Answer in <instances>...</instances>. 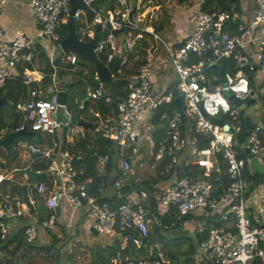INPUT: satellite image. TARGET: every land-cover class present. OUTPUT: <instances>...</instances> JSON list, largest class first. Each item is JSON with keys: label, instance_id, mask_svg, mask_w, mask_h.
Here are the masks:
<instances>
[{"label": "built area", "instance_id": "obj_1", "mask_svg": "<svg viewBox=\"0 0 264 264\" xmlns=\"http://www.w3.org/2000/svg\"><path fill=\"white\" fill-rule=\"evenodd\" d=\"M82 1L91 10L92 20L86 29L80 23L83 14L88 12L81 8L74 11L72 20L78 38L90 40L99 25L106 32L93 47L97 58L107 65L119 54L113 78L122 76L124 69L133 70L128 75L126 98L106 113L94 129V132L105 131L113 140L120 171V175L113 178V185L118 189L124 185L125 175L130 170L128 158L137 154L138 142L144 139L142 127L151 124L153 132L156 124L152 120L156 118L157 124H163L167 130V139L160 147L167 154L162 173L165 179L170 174L173 177L165 181L155 200L154 209L158 214H153L155 224L162 227L160 216L198 219V223L192 224L193 237L202 238L198 242L196 264H264V180L255 183L248 179L255 174L264 176L261 163L264 139L259 126L262 121L253 119L247 112L248 105L241 114L238 104L229 99L233 95L234 99L246 103L253 90L250 78L255 74L264 77V0H254L249 17L237 12L204 10L206 0H196L189 15L192 33L176 44L161 39L154 27L147 24L150 5L114 0L113 8L106 9L93 6L94 0ZM27 5L37 37L51 43L47 57L52 71L46 73L42 68L27 67L33 61L35 41L22 33L7 39L0 26V89L19 77L27 93L17 100L7 101L16 114L17 125L13 130L38 131V136L44 132L52 141L47 147H41L42 143L26 144L28 153L43 162L35 171L42 173L43 179L31 185L28 202L34 207L38 198L44 197L50 214L38 225L29 224L24 229L23 240L32 244L38 229H53L54 212L62 202L74 209L88 208L92 216L91 230L117 240L121 253L128 244L139 247L150 234V204L145 203L144 197H127L126 202L115 204L89 196L87 183L78 179L75 167V161L82 156L62 149L55 140L62 132L64 142L72 148L82 131L74 124L62 126L55 118L59 93H68L66 84H61L57 76V68L62 66L72 74H83V69L77 65L79 56L65 53L61 48L60 31L68 22L69 0H27ZM79 31L85 36L84 40ZM145 38L160 40L170 60L174 81L172 78L171 86L162 92H155L153 88L152 79L158 73L155 72L158 66L153 63L155 49L142 42ZM222 59L224 78L220 81L217 67ZM46 77L49 81L44 84ZM92 79L93 84L86 88L84 99H104L109 105L107 87L96 71ZM263 91L264 88L257 93L254 91L255 102ZM174 96L182 109L175 108L168 113L162 107L170 105ZM77 106L81 110L83 103ZM245 115L252 120L246 143L240 140L245 131ZM219 118L223 123L215 120ZM8 130L2 128L0 138ZM252 159L261 164V173H257ZM107 160V154L97 157V172L105 170ZM4 179L5 175L0 172V182ZM25 211L29 213L30 208L22 199L0 201V220L17 219ZM0 230L2 234L7 232L2 226ZM158 259L162 261V255ZM114 264L133 263L118 259Z\"/></svg>", "mask_w": 264, "mask_h": 264}, {"label": "crops", "instance_id": "obj_2", "mask_svg": "<svg viewBox=\"0 0 264 264\" xmlns=\"http://www.w3.org/2000/svg\"><path fill=\"white\" fill-rule=\"evenodd\" d=\"M148 1L149 0H147L146 5H149ZM195 1L189 2L188 0H177V3L179 6H181V8L177 10L175 14L173 13L174 15L173 16V26L175 27V29L173 32L168 33L169 37L173 36V41H171L170 43L176 44L179 41L184 40L186 37H188L192 33L193 25L189 21V15H190V11ZM132 2L134 5H139L140 0H133ZM234 2L235 3L233 4V6H235L237 9L235 12L241 15H244L246 17L250 16V14L252 13V9L254 7V0H234ZM187 4H188V8L186 9L185 5ZM97 5L101 7L102 6L105 7L106 5H108V3L104 2V0H100V2H98ZM150 6L152 7V9L155 8V10L154 11L150 10L148 12L149 19L147 20V24H151L154 27L156 33L158 34V31H160L163 28L162 26L163 15L161 11L162 12L166 11L168 14V9H167L166 4H162V3L161 4L156 3ZM173 7H174V3H173ZM150 16H151V19H150ZM155 25H159L161 26V28L157 30L155 28ZM0 26L3 27L5 31V36L7 39H12L18 33H22V34H25L30 39L32 37L34 41L36 42L35 44H37L41 40L40 38L37 39L36 28L32 21V15L28 8L27 0H5L4 3H1V0H0ZM155 62L156 64L158 63L157 61ZM32 68H39V66L33 65ZM60 69H62L63 71H66V70H64L62 66L58 67L56 70L57 76L61 84H68L73 79L74 74L71 73L73 75L72 76L68 72H65V74L63 75L61 72L62 70ZM157 71L158 73H155L152 79L153 88L155 92H162L171 86V83H172L171 81H172V78L174 81V76L171 70H168V73L163 72L159 69L156 70L155 72ZM8 84H9V88L12 90L13 83L10 81ZM107 91H108V88H107ZM24 93L25 94L27 93V87L24 89L23 94ZM84 100L81 102L83 103V106H84ZM86 101L87 100H85V102ZM0 116L2 117L1 110H0ZM78 119H83L89 122L87 119L82 118L80 115H78ZM74 125L76 124L74 123ZM5 127H7L8 129H11V127H8V126H0V130ZM81 132L75 139V143L79 140L80 136L86 133L83 130V128ZM39 137L40 136H38V138ZM40 143H42L41 147H47L51 142L47 144V143H44V140H42L41 142L39 141V143L37 144H40ZM75 143L74 145L76 146ZM74 153L80 155L79 150ZM15 154H17V149L14 153V156L13 155L10 156L9 154H7L5 149H3L0 146V172L5 175V179L0 182V201L2 200L12 201L18 198L22 199L23 193H22L21 187L23 186L26 187L27 192H29L31 185H33V183H35L39 179V178L37 179L28 178L27 171L35 172L36 169H39L43 166V162H41L37 156L31 155V154H30L31 155L30 157L23 155L22 159L19 161L17 158L20 155L16 157ZM79 168H80V170L78 171L79 174H82L83 172L85 173L86 172L85 162H81L79 164ZM81 180L86 181V183L89 185L91 183L92 178L89 176L88 173H85L84 177ZM103 181L104 180H102L98 184V188L96 190V192H98L99 194L101 193L102 188L105 187L106 185ZM106 183L109 184V182H106ZM109 186H114V185L110 183ZM114 195H117V197H120L121 193L118 190H116L111 195V197H109L108 199L110 200V198H112V196ZM98 196L100 198H105V197H101V195H98ZM38 205L45 206L43 215H40L37 212ZM32 208L33 210H30L31 213H28L27 211L23 212L22 215H24L25 217H18L17 219L0 220V229L2 226V228H4L7 231L6 233L2 234V236H4L7 240H10L15 236V234L18 232L19 229H21L22 227L26 228L29 224L38 225L42 220H45L48 217V213L50 212V210L46 206L44 197L42 198L39 197L38 203ZM67 209L74 210V213L68 214ZM54 214L56 215V223L54 227L59 226V229L54 235L55 237L63 240V242L67 241L60 251V252H62V250L66 251L64 255L65 259L64 261H60L61 262L60 264H114L116 261H118V259L121 260L122 256H125V259L123 261L131 262L133 264H136V263L138 264L139 262H144V261H149V260H143L140 258H135V259L130 258L128 255L129 246H133L132 248L138 249L139 251H141V253H142V250L144 249V250H147L148 253L151 254L155 250L157 245L161 249V252H159L158 255H156L157 264H160V260L158 259L159 255H162L163 257V260L161 262H169V264H176L177 263L176 256H180L182 254L173 253L174 260L172 261V258L169 257L170 253L167 251V246L168 245H172V246L179 245L181 242H178L177 240H179L180 238H184L185 240H187L186 238H191V239L195 238L193 237L192 224H191L188 226L190 230L189 229L182 230L184 234L183 232H179V233L176 232L175 235H169V238H168L169 240L165 241L164 235L161 232L162 230L159 231L156 228L157 225L154 222V217H153L154 215H152V218L149 216V219H148L149 227H150L149 237L145 239L139 247L136 245L128 244L126 250L123 251L124 253L123 252L121 253L118 246L115 245L114 243L115 241L117 242V240L113 238H109L104 235L97 234L96 232H93V231L90 232L87 229V227L88 226L90 227L91 225L92 216H91V212L89 211V209L86 208L85 206L74 209V208L66 206L64 203L61 202L59 204L57 212L55 211ZM174 219L176 218L170 217V222L172 223V225H173ZM82 221H84V224H83L84 231L80 232V224ZM42 230L44 229H38L37 237L41 234ZM83 234L86 236V238H90V239L85 240V237ZM158 240L161 243H156V241ZM35 243H37V241ZM35 243L27 244V245L25 244L23 249L16 252L15 256L12 257L13 258L12 263L13 264H28L27 261H25L24 259L27 260V257L29 256L30 251L35 252L34 250H30V248H32V246ZM69 243H72L73 245L67 249ZM13 246H14V242L10 243L7 248L11 250ZM188 248L189 246L183 245L181 247V252L185 251ZM72 252L74 253L73 255H71ZM118 253H120L121 255L120 257L118 256ZM7 254H8L7 251L1 250L0 260H3L6 257H11V256H8L9 254L8 255ZM164 254H168V259L164 258ZM195 259H196V256L193 255L192 260H191L192 262L189 261L188 264H196ZM60 260H61V256H60ZM185 260H186V257L184 259V264L186 262Z\"/></svg>", "mask_w": 264, "mask_h": 264}, {"label": "trees", "instance_id": "obj_3", "mask_svg": "<svg viewBox=\"0 0 264 264\" xmlns=\"http://www.w3.org/2000/svg\"><path fill=\"white\" fill-rule=\"evenodd\" d=\"M98 2H100V0H94L93 6H95V7L98 6L97 5ZM104 2H108V5L105 6L106 9L113 8L114 0H104ZM234 3H235L234 0H206V4L203 7V9L204 10L208 9L209 11L219 10V11L235 12L237 9L235 6H233ZM161 13L163 16H167L166 11H163V12L161 11ZM91 20H92L91 14L90 13H84L83 17H82V21L80 24L83 27H85L86 29H89V25L91 23ZM155 28L157 30H159L161 28V26L155 25ZM60 34H61V38H63L65 36V34H66V27L65 26H63V28L61 29ZM38 50H39V53L37 54L36 51H38ZM33 56H34L33 61L30 64H28L27 67L32 68L33 65H35V61L37 60V63L39 64V68H42L43 71H45L46 73H50L52 71V67H51V64L49 62V59L47 56H45L42 49L40 51V46L38 43L34 44V46H33ZM94 71H95V68H94ZM130 71H133V70L124 69V74L122 76H118V75L115 76L113 78L112 82L109 85H106V87L108 88V95L111 98V102L109 105L106 104L104 99L87 100L85 102L84 98H85V90H86V81H88L90 86L93 84V82L91 81L92 77H93L92 76L93 73L88 74V75H82L81 72H78V73L76 72V73H74L73 79L68 84H66V86L68 88V93H67V98H66L67 108L70 109L73 106L78 107L77 105L81 101L84 100V106H83L82 110H85L86 108L89 110V112H90L88 115L89 120L88 119L87 120L92 124V127L90 129H88L89 131L87 130L84 135L80 136L79 140L75 143L76 146L74 145L75 147H73V148H69L66 145V143L63 140L64 135L62 132H60L57 136H55V140L57 142H59L62 149H70L72 152H77L79 150L82 158L75 161V167L79 171L80 170L79 164L81 162H85V164H86V172L85 173H88L89 176L92 178L91 183L89 185L87 184V191H88L89 196H94L97 199H100V197L98 196L100 194L98 192H96V190L98 188V184L102 180H105L106 182H109V184H110L111 179L118 177L120 175V171L117 168V152H115V150H114V147H113L114 144H112L113 140L103 130L94 132L95 125L99 121H101V119L103 118V116L106 113H108L111 109L115 108L116 104L119 101H122L123 99L126 98V96H127L126 85H127V81L129 78L128 75L131 73ZM48 81H49V78L46 77L44 79V84L47 83ZM8 82L5 85V87L0 89V98L3 99L1 106H0L1 111H2L3 105L8 104V102H7L8 100H12V101L17 100L23 94V91L26 88L25 85L23 84L22 80L19 77H17L14 80H11V82L13 83L12 90L9 88ZM251 85H252V83H251ZM262 88H264V80L261 81L260 87H258L257 90L252 87V89L255 92L256 91L259 92V89H262ZM258 98H259V101L264 105V93L263 94L259 93ZM177 99L178 98H176V96H174L171 104L162 107V109L166 108L168 113H171L172 110L175 108L178 110H181L182 105H180V103L177 102ZM75 100L77 101V103L75 102ZM263 111H264V109H263ZM16 120H17L16 117H14L12 124L10 126L11 129L15 128V126L17 125ZM1 121H2V119H0V122ZM152 121L155 124H157L156 118H154ZM261 121H262V124L264 126V121L263 120H261ZM262 129L264 130V128H262ZM166 131H167L166 127H162V128H156L151 133L152 134V142H153L152 150L154 151V153L158 151V152H162L165 154L164 158L160 162V166H159L160 171H162L164 165L167 164V154H166V152L162 151L160 148L161 145L167 139ZM37 135L38 134H35L34 132H31L30 135H21V134L15 135L13 137V140L9 143V155L14 156L15 146H16L17 142H19V140H18L19 138L27 139V140H29V142H33L31 140H33V137L37 136ZM262 138L264 139L263 133H262ZM38 142L39 141L36 140V142H33V143H38ZM138 152H139V149H138ZM103 154L108 155V160H107V163L105 166V170L103 172L99 173V172H97V170L95 168V163H96L97 157L99 155H103ZM136 155H134V156H136ZM134 156H132V157H134ZM128 161H129L130 167H131V165H132L131 157L128 158ZM85 173L83 172L82 174H79L78 179H82L84 177ZM172 177H173V174L166 176L165 181H171ZM260 178H261V176H257L256 174L248 177V179L251 182H255V183L257 181H260L261 180ZM39 179H42V178H39ZM140 186H145L150 191V195H146V194L144 195L143 193L142 194L144 195L143 197L145 199V203L150 204L149 210H150L151 214L149 216L152 218L153 214L158 215L157 210L154 209L156 203H155V200L153 197V189H152L151 185H148L144 181L136 182V184L132 185V186L123 185L120 189H118V191L121 193L120 197H117V195H114V196H112V198H110V200L108 198H105V199L110 201V202H113L115 204L124 203L127 201V198H126L127 197V195H126L127 191H134L135 193H138V195H141V193L137 191L138 187H140ZM142 204H144V203H142ZM29 213H31V212H29ZM49 214H50V212L48 213V215ZM20 217H25V216L21 215ZM160 218H161L163 228H166V227L172 225V223L170 222L169 216H162V217L160 216ZM181 220L182 219H180L178 221H181ZM215 221H216V219H215ZM217 224L221 225V222L217 221ZM162 227L158 226V225L156 226V228L159 231L162 230L161 229ZM24 229H25V227H22L21 229H19L18 232L15 234V236L10 240H7L4 236H2V233L0 230V251L5 250L9 254V255L8 254L7 255L11 256V257H6L3 260H0V264H13L12 263V261H13L12 257L15 256L16 252L23 249L25 244L27 245L26 242H23ZM186 239L191 241V238H186ZM201 239H202L201 237H198L196 239L194 238V242H191L189 248L186 249L185 251L181 252V254L185 255V257H186L185 264H188L189 261L192 260L193 255L194 256L197 255L198 242ZM177 241L182 243L186 240L184 238H180ZM12 242H14V246L11 250H9L7 247ZM62 242H63V240L53 236L50 244H48V245L47 244H37L34 242L35 244L32 246V248H30V250H34L35 252H44V254L49 255V253H51L52 249L55 248V254L56 255H55L54 259L50 262H52L53 264H56V259L58 256L57 246L59 244H61ZM114 243H115V245L118 246V242L115 241ZM131 245H133V244H131ZM73 254L74 253L72 252L71 255H73ZM28 257H30V256H28ZM28 257H27V259H28ZM169 257L172 258V261L174 260L172 254H170ZM41 264H43V263H41Z\"/></svg>", "mask_w": 264, "mask_h": 264}, {"label": "rangeland", "instance_id": "obj_4", "mask_svg": "<svg viewBox=\"0 0 264 264\" xmlns=\"http://www.w3.org/2000/svg\"><path fill=\"white\" fill-rule=\"evenodd\" d=\"M188 1L190 2V1H195V0H188ZM140 3L146 5L147 0H140ZM156 3L166 4V6H167L168 14H166L167 16H163L164 17L162 19L163 28L160 31H158V35L161 39L170 43L171 41H173V36L169 37L168 33L173 32L175 29V27L173 26V16H174L173 13L175 14L177 12V10H179L181 8V6L178 5L177 0H149L148 4L153 5ZM173 3H174V7H173ZM185 8L186 9L188 8V4L185 5ZM141 9L142 8H140V10ZM151 10L154 11L155 8H153ZM79 35H80L81 39H83V40L85 39V36H83L82 33H80V31H79ZM31 39L34 41V39L32 37H31ZM142 42H144L145 45L150 44L152 46V48L155 49L153 63L155 64V61H157L158 62L157 63L158 69L163 71V72L168 73V70H171L172 67L170 64V60L168 59L164 49L161 47L160 40L151 39L150 41H148V39L145 38L142 40ZM35 43L36 42H34V44ZM38 44L40 46V51L42 49L45 56H47L49 49L51 48V43L48 40L43 39V40H40L38 42ZM36 53L38 54L39 50L36 51ZM77 61H78L77 65L83 68V74L82 75H88V74H92V73L94 74V65L92 64V62H90L89 60L80 58V57L77 58ZM35 65L39 66V64L37 63V60L35 61ZM60 70H62V69H60ZM61 72L63 75L65 74V72H68L70 75H72L71 72H69L67 70L66 71L62 70ZM263 78L264 77L262 75H258V74H255L254 78L252 76L250 78L252 80V87L257 90L261 84L260 80H262ZM91 81L93 82V79ZM88 86H90V84L88 83V81H86V88ZM256 93H257V91H256ZM263 93H264V91H263ZM75 102L77 103L76 100H75ZM263 109H264V105L258 100L256 102L248 105L247 112L253 117V119L264 121ZM68 110L73 115V117L71 119V123H70L71 125H73L76 122V118H77L76 113L84 119H88V115L90 113L87 108L85 110L80 111L79 108L76 106H73L70 109L68 108ZM14 116H15V111H14L13 106H11L10 104H4L2 107V117H1L2 121L0 122V126L10 127L12 124V121L14 119ZM74 116L76 118H74ZM162 127H164L163 124H156L155 129L156 128H162ZM142 128H143V133L145 134L144 139H141L138 142L139 152L137 153L136 156L131 157L132 165L130 167V170L125 175V179H124L123 184L125 186H132V185H135L136 182L144 181L148 185H151V187L153 189V196L155 197L154 200H157L158 193L165 186V178L163 176L162 171H160V167H159L160 162L164 158L165 154L158 152V151L154 153V151L152 150V134H151L152 131L151 130L153 128V125L146 123V124H144V126ZM40 137L42 138V140H44V143L49 144L52 141L51 136L44 133V132H42L40 134ZM40 137L38 138V136H34L33 140H31V141L36 142V140H37V141L41 142L42 140ZM263 137H264V130H263ZM18 140H19V142H17V144L15 146V151L17 149L16 157H18V155H20L17 158L20 161L22 159L23 155L27 156V157H30L31 155L28 153V151L26 149V144L29 142V140L23 139V138H19ZM261 163L264 165V160H261ZM260 179L264 180V176H261ZM137 180H139V181H137ZM103 182L106 185H105V187L102 188L100 195H101V197L109 198V197H111V195L116 190H118V188L114 187V186H109V184H107L105 182V180ZM126 195L129 199H141V197L144 196L142 193H141V195H142L141 196V195H138V193H135L134 191H127ZM44 209H45L44 205H38L37 206V212L40 215H43ZM67 213L72 214V213H74V210L67 209ZM69 217H71V216H69ZM194 223H198V219H195L193 217L184 218V219L182 218L181 221L174 219L173 225H170L166 228H161L162 233L164 235V240L168 241L169 235H175L176 232L177 233L183 232L182 230L189 229L188 226L191 224H194ZM83 224H84V221H82L80 224V232L84 231ZM58 229H59V226H55L53 229L48 230V231L42 230L41 234L37 237V240H36L37 244H47V245L50 244L52 237L55 236L54 234L57 232ZM87 229L90 232H92V230H90L89 226L87 227ZM183 234H184V232H183ZM91 236H93V235H91ZM84 237H85V240L90 239V238H86L85 235H84ZM191 242H194V239H191V241L186 240L183 243H180L179 245H176V246L168 245L167 251L172 255H173V253H181V247L183 245L190 246ZM156 243H161V242L158 240V241H156ZM72 245H73L72 243H69L67 249L69 247H71ZM132 247L133 246H129V250H128V255L130 258H132V259L140 258L143 260L152 261L154 264H157L156 255H158V253L161 252V249L158 245L156 246L155 250L151 254L148 253V251L144 250V249L142 250V253H141V251H139L136 248H132ZM65 253H66V251H64V250H62V252L60 253L61 261H64ZM29 254H30L29 255L30 257L27 260L24 259L25 261H27L28 264H41V263L53 264L50 261H52L56 255L55 254V248L52 249V251H51V253H49V255L44 254V252H31V251ZM57 254H58V251H57ZM164 258L168 259V254H164Z\"/></svg>", "mask_w": 264, "mask_h": 264}, {"label": "water", "instance_id": "obj_5", "mask_svg": "<svg viewBox=\"0 0 264 264\" xmlns=\"http://www.w3.org/2000/svg\"><path fill=\"white\" fill-rule=\"evenodd\" d=\"M69 16H68V22L66 23V34L65 36L62 38L61 40V48L63 49V51L65 53H73V54H77L80 58L83 59H87L90 62L93 63L95 71L98 73L99 78L101 79V81L105 84V85H109L112 80H113V75H115L116 70L118 68V64H119V54H116L113 58V60L111 62H109L107 65H104L95 55L94 51H93V47L96 44L97 40L103 36L105 34V30H101V27L99 25L96 26L95 28V34L93 36V38H91L88 41H81L78 38V33L76 32V27L74 26L73 20H72V16L74 11L77 8H81L83 10H85L88 13H91V10L89 8H87V6L83 3L82 0H69ZM117 33H119L120 31H116ZM37 39H39V37H37ZM223 66H224V59H222V62L220 65H218L217 69L219 71V75H220V81H223ZM254 90L250 91V98L248 99V101L246 103H242L239 102L237 99L233 98V95L229 96V99L233 100L234 103L238 104L239 108H240V112L241 114L245 113L246 110V106L249 104H252L255 102V97H254ZM66 98H67V94L65 92H61L58 95V104L56 106L55 109V118L61 123L62 126L64 125H68L71 123V119L73 117L72 113L69 112L67 105H66ZM3 99L0 98V105L2 103ZM76 117L74 116V118H76V122L75 124L78 126H81L83 128V130L86 132L89 128L92 127V124L83 120V119H78V114L76 113ZM218 123H223V119L219 118V119H215ZM244 121H245V131L242 133V137H241V141H244L246 143V135H248L249 130L252 127V120L250 118L249 115H245L244 116ZM259 126L261 128H264L262 122H259ZM35 134H38V131L34 132ZM30 135V132L27 131H22V132H15L13 129H9V131L0 138V146L5 149V151L7 152V154H9V143L13 140V137L15 135ZM248 152V149L245 148V153ZM247 157H249L248 155H246ZM253 163L254 168L257 170V173H261L262 172V167L261 164L256 160V159H252L251 160ZM27 176L30 179H37L42 177V173H37V172H30L27 171ZM111 184L113 185V179H111ZM22 189V193H23V197H22V201L29 206L30 210H33V208L30 206L29 202H28V196H27V190L26 187H21ZM138 192L146 194V195H150V191L148 190L147 187L145 186H140L137 189ZM58 207L55 209V211L57 212ZM67 241L63 242L62 244H60L57 247V251H58V256L56 259V264H60V250L61 248L65 245ZM177 258V263L176 264H184V259L185 256L184 255H180V256H176ZM125 259V256H122V260ZM160 264H168L167 262H161Z\"/></svg>", "mask_w": 264, "mask_h": 264}, {"label": "bare ground", "instance_id": "obj_6", "mask_svg": "<svg viewBox=\"0 0 264 264\" xmlns=\"http://www.w3.org/2000/svg\"><path fill=\"white\" fill-rule=\"evenodd\" d=\"M145 195V194H144Z\"/></svg>", "mask_w": 264, "mask_h": 264}, {"label": "clouds", "instance_id": "obj_7", "mask_svg": "<svg viewBox=\"0 0 264 264\" xmlns=\"http://www.w3.org/2000/svg\"><path fill=\"white\" fill-rule=\"evenodd\" d=\"M9 131V130H8Z\"/></svg>", "mask_w": 264, "mask_h": 264}]
</instances>
